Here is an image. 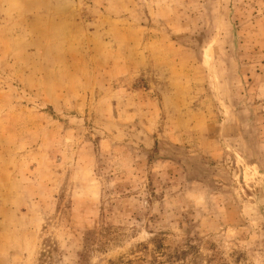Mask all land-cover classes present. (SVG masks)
Wrapping results in <instances>:
<instances>
[{"label": "rangeland", "instance_id": "1", "mask_svg": "<svg viewBox=\"0 0 264 264\" xmlns=\"http://www.w3.org/2000/svg\"><path fill=\"white\" fill-rule=\"evenodd\" d=\"M0 264H264V0H0Z\"/></svg>", "mask_w": 264, "mask_h": 264}]
</instances>
